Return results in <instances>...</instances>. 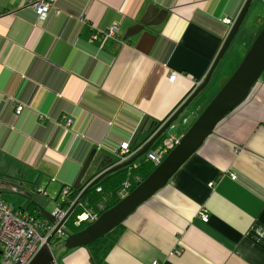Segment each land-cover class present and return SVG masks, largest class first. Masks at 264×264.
I'll use <instances>...</instances> for the list:
<instances>
[{
	"label": "crops",
	"instance_id": "obj_1",
	"mask_svg": "<svg viewBox=\"0 0 264 264\" xmlns=\"http://www.w3.org/2000/svg\"><path fill=\"white\" fill-rule=\"evenodd\" d=\"M245 2L55 0L40 21L26 0H0V189L45 210L74 185L92 152L82 186L112 167L121 144L140 151L209 73L229 30L222 22ZM253 4L259 12L246 22L264 17V5ZM150 7L165 11L164 21L124 40ZM114 25L115 37L92 40ZM260 31L252 26L240 47L247 50ZM241 58L225 54L167 136L187 131ZM15 106L23 108L17 117ZM28 206L18 210L42 215ZM119 228L100 260L87 248L62 246L56 263L264 264V72L249 98Z\"/></svg>",
	"mask_w": 264,
	"mask_h": 264
},
{
	"label": "water",
	"instance_id": "obj_2",
	"mask_svg": "<svg viewBox=\"0 0 264 264\" xmlns=\"http://www.w3.org/2000/svg\"><path fill=\"white\" fill-rule=\"evenodd\" d=\"M253 1L254 0H246L238 16L232 20L233 25L231 27L229 26V30L223 40L221 49L206 77L198 84L189 96L187 95L184 98L183 102H181L175 112L162 122V125H160L154 135L133 158L121 164L113 163L110 170H107L96 177L93 182L81 191L80 197L77 199L75 205H77L83 195L95 186L103 177L121 169L128 168L133 165L137 159L148 153L151 154V151H153L152 148L159 144V140L162 139L160 141L162 142L168 137L166 133L173 128L174 124L177 123L184 114H187V111L190 106H192L193 102H195L199 95L207 88L212 73L220 60L224 58L226 53L231 55L236 52L237 46L241 45L242 41L246 38V34L249 33L250 27L245 25L250 23L252 26H261V31L253 40L251 46L247 50H242L243 58L238 68L229 78L219 81V90L217 94L212 98L208 105L198 109L200 113L198 117L195 118L187 131L181 136L175 147L170 150L162 162L144 181H142L133 191L124 196L115 206L104 211L95 222L86 228L74 234L65 233V238L63 240V248L65 251L76 250L79 248L86 249L121 226L140 205L147 202L156 192L166 186L173 175L201 148L203 143L213 133L219 122L235 111L249 98L261 74L264 72V17L258 15L251 22H246L247 17L258 11L254 6ZM165 17V11H160L155 7L148 8L147 12L137 25L127 32L124 40L139 34L147 28L161 24ZM235 41H237V44L235 48L232 49V45ZM228 58L232 59V56H229ZM182 123H186L185 120H182ZM93 156L94 152L88 156L73 185L74 189L81 190V181L86 171L90 168ZM110 164H112V162H110ZM26 198L29 199L28 196ZM30 203L34 204V206L39 209L45 220L52 222L51 215L43 212V209L39 204L31 200ZM54 235L55 232H53L49 239L46 240L45 244L37 252L30 264H57L49 247V243L54 238Z\"/></svg>",
	"mask_w": 264,
	"mask_h": 264
},
{
	"label": "built area",
	"instance_id": "obj_3",
	"mask_svg": "<svg viewBox=\"0 0 264 264\" xmlns=\"http://www.w3.org/2000/svg\"><path fill=\"white\" fill-rule=\"evenodd\" d=\"M27 5L35 11L40 21L47 18L50 9L53 7L55 0H26ZM227 26H232L233 21L226 19L222 22ZM117 26H111L107 30L94 33L93 41L102 43L106 39L115 37ZM176 79L175 74L168 78L169 83ZM22 106H15L14 114L17 117L22 112ZM67 122V126H69ZM179 137L169 135L156 149L146 155V159L159 165L167 154L178 143ZM123 152L116 151L118 163H123L132 156L129 154L127 144H121ZM235 177L232 176V180ZM212 187V184H209ZM127 187V186H126ZM80 195V194H79ZM120 198L127 195L125 189L118 193ZM69 186H65L59 192L56 199V206L51 212L52 222L43 218H35L28 213L18 209L0 200V264H30L37 252L45 244L50 235L55 232V238L61 240L65 237L64 221L70 213V208L74 206L75 201L70 200ZM101 210V207H99ZM98 212H83L77 216V224H91L99 218ZM202 222H207L208 216L205 212L200 213ZM156 264V263H153Z\"/></svg>",
	"mask_w": 264,
	"mask_h": 264
},
{
	"label": "trees",
	"instance_id": "obj_4",
	"mask_svg": "<svg viewBox=\"0 0 264 264\" xmlns=\"http://www.w3.org/2000/svg\"><path fill=\"white\" fill-rule=\"evenodd\" d=\"M160 125L161 123L159 124V126L156 125L157 129L160 127ZM156 127L154 126V128ZM157 129L154 130L153 133L150 135V137L147 139H150L157 131ZM161 140H159V143ZM144 143L141 145V148L144 145ZM138 151L139 149L128 151L129 154H132L130 158H133L138 153ZM118 162L119 161L117 158L116 162L112 161V164L109 165L111 166L113 165V163H118ZM156 167L157 165H155V163L147 160L144 157V160L135 166L131 165L128 168L121 169L115 173L103 177L95 186H93L83 195V197L81 198V200L77 205L74 204V206L70 208V213L66 221L64 222V227L67 233L74 234L88 226L85 223L77 224L76 223L77 216L87 211L98 212V214L101 215L104 211L112 208L122 199L118 195V193L122 191V189H125L127 194L130 193L142 181H144L156 169ZM96 175L93 176V180ZM93 180L91 179L87 184L89 185L91 182H93ZM85 187L86 186L84 185L81 187V190L80 189L76 190L72 186H69L71 202L77 201V199L80 197L79 195L80 191H83ZM0 200L3 201L1 198ZM99 207H101V210H99ZM28 214L35 218H42V215L39 212L28 211ZM119 227L113 230L105 237H103L102 239L95 242L93 245L87 247V249L90 252V255L94 259L97 258L98 260H100L103 254L107 253L106 248H111V245H113L114 241L108 242V238L112 237L113 235L116 236L115 233L118 232V230H120Z\"/></svg>",
	"mask_w": 264,
	"mask_h": 264
},
{
	"label": "rangeland",
	"instance_id": "obj_5",
	"mask_svg": "<svg viewBox=\"0 0 264 264\" xmlns=\"http://www.w3.org/2000/svg\"><path fill=\"white\" fill-rule=\"evenodd\" d=\"M258 2H259V5H264V0H258ZM254 6H256V4H254ZM253 6V7H254ZM255 8V7H254ZM255 11H256V9H255ZM257 12H259V11H257ZM247 20H249V18L247 17L246 18ZM245 26H247V27H250V28H252V25L250 24V23H247ZM236 44H237V41H235L234 42V44L232 45V49L233 48H235V46H236ZM242 50H245V49H243V48H241L240 47V45H238L237 46V50H236V54H238V56H241L242 58H243V56H242ZM230 52V51H229ZM242 58L240 59V61L238 62V64H234V65H232V68H231V70L230 71H232V72H230V74L232 75L233 73H234V71L238 68V66L240 65V63H241V61H242ZM229 74V75H230ZM222 79H225V78H222ZM222 79H219L218 80V86H219V81L220 80H222ZM218 90H219V88H218ZM218 92V91H217ZM217 92H214V96L217 94ZM213 96V97H214ZM212 97V98H213ZM212 98H210L209 100H208V96L207 97H205L204 98V102H207V104L206 105H208L209 104V102L212 100ZM188 127L189 126H187V129H188ZM181 138V137H180ZM179 138V139H180ZM117 150H119L120 151V153L121 152H123V149H121V145H120V147L117 149ZM144 157V156H143ZM130 159V158H129ZM105 166H107V165H105ZM103 169V168H102ZM110 169H111V167H110ZM110 169H108V170H110ZM107 171V170H106ZM106 171H103L102 170V172L100 173V174H98V175H101V174H103L104 172H106ZM86 177V176H85ZM1 183V182H0ZM80 194H81V191H80ZM0 198L3 200V201H5L7 204H9V205H12L13 206V208L14 209H28V205H29V202H28V200L26 199V198H24V197H22V195H20V194H15V193H13V192H11L10 190H8V189H0ZM34 199H38V198H34ZM55 206H56V204L55 203H47V204H45V210H43L45 213H49V214H51V212L53 211V209L55 208ZM67 219V218H66ZM66 219H65V221H66ZM64 221V222H65ZM65 228V227H64ZM69 230V229H68ZM65 231V233H67V231L66 230H64ZM63 240L64 239H61V240H59V239H55V238H53L51 241H50V243H49V247H50V249H51V252H52V254H53V256L54 257H59V256H61L63 253H61L60 255H58V251L62 248V246H63ZM71 251H73V250H70V251H67V252H71ZM57 259V258H56Z\"/></svg>",
	"mask_w": 264,
	"mask_h": 264
},
{
	"label": "clouds",
	"instance_id": "obj_6",
	"mask_svg": "<svg viewBox=\"0 0 264 264\" xmlns=\"http://www.w3.org/2000/svg\"><path fill=\"white\" fill-rule=\"evenodd\" d=\"M232 25H233V24H232ZM228 27H229V26H228ZM230 27H231V26H230ZM50 215H51V214H50ZM99 217H100V216H99ZM42 218H43V216H42ZM43 219H44V218H43ZM91 224H92V223H91ZM86 225L89 226L90 224H86ZM54 238H55V236H54ZM64 238H65V237H64ZM64 238H63V239H64ZM48 239H49V238H48ZM63 249H64V248H63Z\"/></svg>",
	"mask_w": 264,
	"mask_h": 264
},
{
	"label": "flooded vegetation",
	"instance_id": "obj_7",
	"mask_svg": "<svg viewBox=\"0 0 264 264\" xmlns=\"http://www.w3.org/2000/svg\"><path fill=\"white\" fill-rule=\"evenodd\" d=\"M161 125H162V123H161ZM158 130V129H157ZM149 140V139H148ZM148 140H146V141H148ZM144 146V145H143ZM143 146H142V148H143ZM112 168V167H111ZM86 172H88V170L86 171ZM73 187V186H72ZM61 191V190H60Z\"/></svg>",
	"mask_w": 264,
	"mask_h": 264
}]
</instances>
